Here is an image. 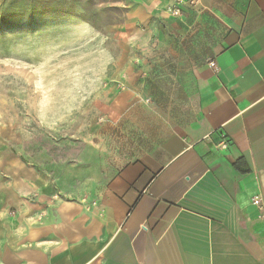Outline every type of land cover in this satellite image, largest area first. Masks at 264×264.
Instances as JSON below:
<instances>
[{
	"label": "crops",
	"instance_id": "crops-1",
	"mask_svg": "<svg viewBox=\"0 0 264 264\" xmlns=\"http://www.w3.org/2000/svg\"><path fill=\"white\" fill-rule=\"evenodd\" d=\"M125 2L113 31L128 52L108 64L127 89L107 93L79 154L59 170L0 155V264H264L250 203L264 199V0H198L178 19L174 0ZM185 80L186 117L140 101Z\"/></svg>",
	"mask_w": 264,
	"mask_h": 264
},
{
	"label": "rangeland",
	"instance_id": "rangeland-1",
	"mask_svg": "<svg viewBox=\"0 0 264 264\" xmlns=\"http://www.w3.org/2000/svg\"><path fill=\"white\" fill-rule=\"evenodd\" d=\"M127 6L125 0H0V155L59 170L79 154L82 138L102 120L107 93L127 89L113 81L123 67L108 64L128 52L113 31L125 23ZM169 9L171 18H181ZM145 53L162 57L160 51H136ZM160 68L158 74L176 73L173 66ZM184 86L180 92L169 83L162 102L157 96L140 101L163 107L161 119L170 123L189 115L191 84L185 80ZM180 109L184 113L175 114Z\"/></svg>",
	"mask_w": 264,
	"mask_h": 264
},
{
	"label": "built area",
	"instance_id": "built-area-1",
	"mask_svg": "<svg viewBox=\"0 0 264 264\" xmlns=\"http://www.w3.org/2000/svg\"><path fill=\"white\" fill-rule=\"evenodd\" d=\"M197 3H198V0H174L173 5L169 9V12L172 16L179 17L180 15H182V12L185 8L195 7ZM208 65L212 69H215L216 67L214 62H210ZM219 146L222 149H227L228 147L225 140H223ZM84 202H86V200H84ZM250 203L252 206L257 208L260 212L264 214V199L261 195H257L253 197L250 200Z\"/></svg>",
	"mask_w": 264,
	"mask_h": 264
},
{
	"label": "snow or ice",
	"instance_id": "snow-or-ice-1",
	"mask_svg": "<svg viewBox=\"0 0 264 264\" xmlns=\"http://www.w3.org/2000/svg\"><path fill=\"white\" fill-rule=\"evenodd\" d=\"M104 2H108V0H104Z\"/></svg>",
	"mask_w": 264,
	"mask_h": 264
}]
</instances>
